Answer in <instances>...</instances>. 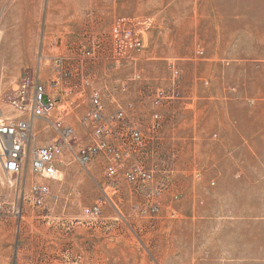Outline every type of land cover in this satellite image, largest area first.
Listing matches in <instances>:
<instances>
[{"label":"rangeland","instance_id":"1","mask_svg":"<svg viewBox=\"0 0 264 264\" xmlns=\"http://www.w3.org/2000/svg\"><path fill=\"white\" fill-rule=\"evenodd\" d=\"M28 69L46 83L60 76L49 88L58 100L51 117L71 126L80 146L90 141L81 118L93 91L104 114L125 108L145 141L128 144L125 165L139 161L154 182L112 190L101 155L86 165L64 162L56 179L29 169L17 179L0 167V264H175L176 245L189 255L192 242L206 240L201 229L175 231L181 215L170 201L189 177L201 182L222 170L196 157L226 126L246 129L264 118V0H0V120L14 116L9 99ZM173 82L179 97L154 106L153 92ZM153 111L161 115L156 143ZM191 127L198 144L165 139L166 129ZM33 133L37 145L55 137L46 120ZM262 153L242 148V157ZM34 183L48 187L39 206L29 200ZM94 205L99 216L84 214Z\"/></svg>","mask_w":264,"mask_h":264},{"label":"built area","instance_id":"2","mask_svg":"<svg viewBox=\"0 0 264 264\" xmlns=\"http://www.w3.org/2000/svg\"><path fill=\"white\" fill-rule=\"evenodd\" d=\"M90 52H87L89 54ZM60 76L56 75L50 83L42 82L36 70L28 69L20 77L9 99L13 117L0 120V167L15 178H22L25 170H31L44 179H56L60 166L65 162L88 164L94 157L105 158V173L108 186L118 191L121 182L127 183L134 190L150 189L154 182L152 170L133 160L125 165L126 159L132 157L128 144L142 145L144 136L142 128L127 115L126 109L120 107L110 114H104L100 94L93 91L89 97L90 108L82 116L83 124L89 129L90 141L78 145L77 136L71 126L63 125L61 118H52L57 99L52 97L49 88L58 86ZM178 87L173 82L169 88L156 89L152 95V104L160 105L166 100L179 97ZM152 138L158 142L161 115L152 112ZM35 120H46L55 137L44 145L34 141L32 124ZM24 182L26 180L24 179ZM26 198V191H21ZM48 187L34 183L29 191V200L35 205H42ZM0 198V209H1ZM84 214L97 217L101 214L98 205L84 209Z\"/></svg>","mask_w":264,"mask_h":264},{"label":"crops","instance_id":"3","mask_svg":"<svg viewBox=\"0 0 264 264\" xmlns=\"http://www.w3.org/2000/svg\"><path fill=\"white\" fill-rule=\"evenodd\" d=\"M37 126L38 120H35L32 130ZM164 135L177 146L180 138L190 146L202 139L195 127L166 129ZM209 143L208 152L196 159L220 164L222 170L205 175L201 182L198 177H189L185 182L188 186L174 196L178 200L170 201L181 215L171 224L175 231L179 225L189 231L201 229L206 240L192 242L189 255L186 248L176 245L175 264H183L186 259H190V264H215L217 258L223 259L222 264H264V153L242 157L245 146L264 147V118L257 117L252 127L246 129H242V125L226 126L219 133V140ZM231 148H234V154L228 153ZM195 156L191 154L190 158ZM181 157L182 154L179 159ZM234 168L237 170L232 171ZM174 175L171 179L178 186L180 178L178 174ZM164 203L167 208V197Z\"/></svg>","mask_w":264,"mask_h":264}]
</instances>
